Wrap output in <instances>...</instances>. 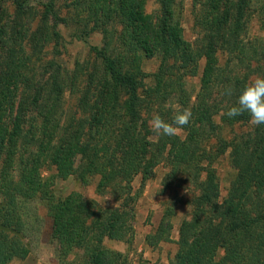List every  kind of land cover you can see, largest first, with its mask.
<instances>
[{
	"label": "trees",
	"instance_id": "trees-1",
	"mask_svg": "<svg viewBox=\"0 0 264 264\" xmlns=\"http://www.w3.org/2000/svg\"><path fill=\"white\" fill-rule=\"evenodd\" d=\"M7 1L14 15L0 12V264L30 256L40 206L62 264H133L105 240L132 243L141 188L160 165L165 191H192L169 264H264V124L226 115L245 85L264 76V36L250 33L254 20L264 32V0H193V40L183 0H157L155 14L148 0H65L68 15L45 4L25 42L31 7L0 5ZM61 26L77 40L103 36L73 69L61 60ZM49 41L54 55L46 59ZM151 60L158 66L148 72ZM225 88L231 96L220 95ZM185 108L192 117L182 135L151 132L153 113L171 122ZM244 125L250 129H235ZM227 155L235 174L222 198L217 165ZM71 175L85 186L97 180L104 202L80 191L59 195L56 180ZM174 212L148 236L152 246L173 240Z\"/></svg>",
	"mask_w": 264,
	"mask_h": 264
},
{
	"label": "rangeland",
	"instance_id": "rangeland-1",
	"mask_svg": "<svg viewBox=\"0 0 264 264\" xmlns=\"http://www.w3.org/2000/svg\"><path fill=\"white\" fill-rule=\"evenodd\" d=\"M64 1L65 0H26V5H28V8L29 6L31 7L26 14L31 22V27L24 42L28 40L30 34L38 27L41 13L45 8V4L50 5L54 3L57 11L59 10L62 15H68L66 13ZM183 2V23L185 28V37L189 40H193L194 3L193 0H183ZM158 8L159 4L157 0H148L147 12L149 14H155ZM13 11L14 7L12 5V1H7L4 4V8L0 5V12L5 15L3 19H9L8 17L10 15H14ZM6 21L7 20H4L2 22V26L8 28L9 25ZM61 30L63 31L65 38L63 40L64 46L61 47L60 44L59 49L61 50L62 55L61 60L67 69H73L75 61L77 60L85 61L89 57L90 45L100 44L103 38L102 34L96 33L87 40H77L70 34L73 31L72 27L61 26ZM250 33L252 35L264 36V32L260 30L259 24L256 20L252 21L251 23ZM5 39L9 41V45L12 47V38L6 37ZM24 42L19 41V45L21 46ZM51 45L52 43L49 41L46 48V59H50L54 55L51 53L53 50V46ZM157 66V60L147 61L143 65L144 69L148 72L153 71ZM188 86L194 94H197L201 87L200 78L193 77L188 79ZM74 100V98H70L68 100L69 108H74ZM235 129L237 131L249 130L250 125L236 127ZM217 167L221 184V197L225 198L228 193L230 182L235 174V170L231 166L228 155L221 158ZM166 172L167 167L164 165L156 167L153 175L145 181L142 188L141 176H138L135 179V187L137 189L141 188L142 192L140 193L135 207L136 219L134 221L135 230L132 243L128 244L124 241L111 239L105 240V245L108 248L127 253L133 264H138L140 260H148L156 264H169L178 250L176 241L179 238L181 224L183 220L191 217L192 207L188 201L191 199L192 191L185 189H181L177 192H174V190L165 191L163 181ZM52 173L53 171H48L45 172V175H50ZM96 183L97 180L93 181L90 185L85 186L79 182L75 176L72 175L67 177V179L58 178L56 180L57 191L61 196H66L73 191H80L89 197H96L104 202L103 198L98 197V195L95 193ZM174 195L177 198L182 197L181 201L173 204L175 201L172 202L171 199ZM169 208H172L175 211L174 216L171 218L174 226L172 230L173 240L170 242L160 243L158 246H152L148 241V236L158 228L164 217L165 211ZM38 210L42 220L39 224L34 225L33 232L30 235L32 253L27 259L15 260L12 262V264H62L56 255L57 245L51 238L53 225L52 220L48 217L47 211L43 206H40ZM222 253L223 252L221 251L220 255Z\"/></svg>",
	"mask_w": 264,
	"mask_h": 264
},
{
	"label": "clouds",
	"instance_id": "clouds-1",
	"mask_svg": "<svg viewBox=\"0 0 264 264\" xmlns=\"http://www.w3.org/2000/svg\"><path fill=\"white\" fill-rule=\"evenodd\" d=\"M221 96H231L232 89L225 88ZM248 113L253 125L264 124V76H256L250 80L239 94L236 103L226 115L229 118ZM192 117L190 109L177 110L171 122L165 121L158 113H153L148 120L152 133L156 136H179Z\"/></svg>",
	"mask_w": 264,
	"mask_h": 264
}]
</instances>
